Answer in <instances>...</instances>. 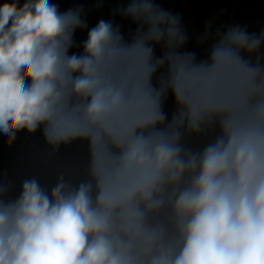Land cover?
Listing matches in <instances>:
<instances>
[{"label": "clouds", "instance_id": "9594fccd", "mask_svg": "<svg viewBox=\"0 0 264 264\" xmlns=\"http://www.w3.org/2000/svg\"><path fill=\"white\" fill-rule=\"evenodd\" d=\"M140 10L163 20L154 26L152 16L144 17L149 32L134 46L141 44L149 59L152 49L146 42H159L165 34L159 25L167 22V36L183 42L176 18L154 10L151 0H133L125 11L139 20ZM81 11L61 13L49 0L0 4V134L6 143L42 124L46 134L65 107L69 112L83 108L92 123L122 108L125 88L113 82L114 61L128 49L118 28L100 20L88 30L83 53L69 55L75 31L88 27ZM229 37L249 51L261 43L239 29ZM217 55L234 57L253 77L260 75L259 67L242 64L231 48L218 46L213 58ZM149 67L153 72L156 65ZM72 97L82 103H71ZM254 110L264 115V103ZM164 119L159 108V121ZM134 133L120 158L134 179L119 193L103 189L94 201L90 182L73 187L61 176L50 192L31 178L23 181L15 201L0 200V264H264V122L242 125L201 152L186 151L178 131L171 136L165 129ZM186 172L189 179L180 186ZM165 185H173L175 233L164 224L147 230L158 245L145 260L111 235L109 209L138 192L149 209H159L165 196L156 192H167ZM4 191L0 187V194ZM137 215L144 211L137 209Z\"/></svg>", "mask_w": 264, "mask_h": 264}, {"label": "built area", "instance_id": "2783aa9c", "mask_svg": "<svg viewBox=\"0 0 264 264\" xmlns=\"http://www.w3.org/2000/svg\"><path fill=\"white\" fill-rule=\"evenodd\" d=\"M81 1L88 27L77 35L69 55L83 53L88 30L100 20L109 21L118 28L121 44L128 50L114 61L113 82L125 88L124 104L117 113L102 122H89L84 117L83 108L69 112L65 107L63 115L54 118L47 127L46 134L44 124L34 133L26 130L17 132L10 143H6L0 134V187L5 189L0 198L15 201L21 194L23 181L31 178H36L50 192L61 176L73 187H78L81 182H90L94 201L103 189L119 193L134 179L133 170L126 168L120 159L123 150L131 142L134 132L135 135L147 136L156 131L157 108L171 101L172 79L179 66L199 69L217 138L249 122H264V115L254 110L256 105L264 103L263 6L253 16L245 18L229 11L217 15L198 14L193 0H151L154 10L163 11L170 18H180L179 33L184 37L185 50L179 57V37L171 33L167 36L169 24L166 22L159 25L165 33L163 38L159 42H146V46L152 49L149 59L141 44L134 45L138 38L149 32L150 24L144 19L146 14L152 16L154 26L161 24L162 18L140 10L136 15L141 19L135 20L125 11L133 0ZM233 29H244L247 36L251 33V38H260L259 47L251 51L239 47L241 41L228 38ZM218 46L231 48L242 64L259 67L260 75L253 77L234 57L217 55L213 58V51ZM160 60H163L162 64L157 63ZM149 65H156L155 71L151 72ZM221 96L231 102L242 98L239 107L231 109L229 124L225 123L222 115ZM71 103L82 101L72 97ZM168 175L172 172L169 171ZM165 187L167 192H156L157 196H165V203L159 209H149L139 192L131 198H119L109 209L111 235L124 240L134 255L145 260L149 250L158 245L157 239L147 230L161 224L158 213L167 211L172 202L170 186ZM137 209L143 210L144 215H137Z\"/></svg>", "mask_w": 264, "mask_h": 264}, {"label": "rangeland", "instance_id": "374dc122", "mask_svg": "<svg viewBox=\"0 0 264 264\" xmlns=\"http://www.w3.org/2000/svg\"><path fill=\"white\" fill-rule=\"evenodd\" d=\"M200 13H225L235 7V0H194ZM251 38V33L248 35ZM175 99L179 102L177 112L185 115L189 122L192 137L207 139L217 135L214 118L208 107V99L201 73L197 67H176ZM222 115L226 124L231 123L230 111L237 109L238 103L225 96L220 97ZM174 172V170H171ZM190 175V173H189ZM173 185L170 186V191ZM173 200V197H172ZM172 208V202L168 210Z\"/></svg>", "mask_w": 264, "mask_h": 264}, {"label": "trees", "instance_id": "16d2710c", "mask_svg": "<svg viewBox=\"0 0 264 264\" xmlns=\"http://www.w3.org/2000/svg\"><path fill=\"white\" fill-rule=\"evenodd\" d=\"M5 0H0V4L4 3ZM25 0H19V4L22 6ZM50 3H55L58 5V9L61 13L68 11L69 9L77 10L82 9L80 15L83 20H85V10L82 5L81 0H49ZM236 8L229 11L232 15L240 17H251L253 16L257 9L261 6L264 7V0H237ZM84 29V28H83ZM78 28L73 36V43L77 35L83 30ZM176 73L173 75L172 79V98L171 101L165 105H161L156 111V121L155 129L156 131L166 130L169 136L175 132H179L181 139L179 143L184 147V149L191 150L192 152H201L205 146L213 142H198L192 137L189 122L184 115L178 114L176 111L177 101L174 94V83H175ZM159 108L160 111L165 116L164 121H159ZM5 203H8L6 199L0 198ZM159 221L161 224L167 225L170 234L175 233V225L171 210L162 211L158 213Z\"/></svg>", "mask_w": 264, "mask_h": 264}, {"label": "crops", "instance_id": "0c3cea01", "mask_svg": "<svg viewBox=\"0 0 264 264\" xmlns=\"http://www.w3.org/2000/svg\"><path fill=\"white\" fill-rule=\"evenodd\" d=\"M193 2H194V0H193ZM235 7H233V8H231L230 10H228V11H231L232 9H234V8H236V6H237V0H235ZM194 7H195V10H196V12L198 13V14H209V15H217V14H221V12L220 13H214V14H212V13H200L199 11H198V9H197V6H196V4H195V2H194ZM227 11V12H228ZM174 94H175V88H174ZM177 101V100H176ZM178 104H179V102L177 101V106H178ZM176 106V107H177ZM176 111H177V109H176ZM178 114H180V113H178ZM182 115V114H181ZM185 116V115H184ZM195 141H198V142H215V140L217 139V135H214V136H212L211 138H207V139H195V138H193ZM171 171V170H170ZM172 172V171H171ZM172 174H173V172H172ZM189 173H185V175H184V180L183 181H181L180 182V186H183V184L184 183H186L187 182V180L189 179ZM171 186V185H170ZM173 205H174V200H172V208L170 209L171 210V212H172V216L174 215V207H173Z\"/></svg>", "mask_w": 264, "mask_h": 264}, {"label": "water", "instance_id": "95a60500", "mask_svg": "<svg viewBox=\"0 0 264 264\" xmlns=\"http://www.w3.org/2000/svg\"><path fill=\"white\" fill-rule=\"evenodd\" d=\"M177 29H178V31L181 30L180 18H178ZM243 32H245L244 29H243ZM184 50H185V43H184V39H183V42H180V45H179V57H182L184 55Z\"/></svg>", "mask_w": 264, "mask_h": 264}, {"label": "snow or ice", "instance_id": "6c2138e0", "mask_svg": "<svg viewBox=\"0 0 264 264\" xmlns=\"http://www.w3.org/2000/svg\"><path fill=\"white\" fill-rule=\"evenodd\" d=\"M241 100H242V98H237V99L235 100V103H240Z\"/></svg>", "mask_w": 264, "mask_h": 264}]
</instances>
